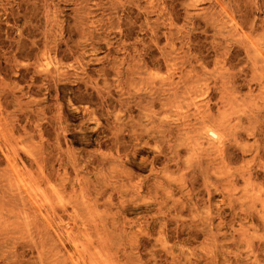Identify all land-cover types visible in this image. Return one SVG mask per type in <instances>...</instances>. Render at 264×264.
<instances>
[{"label":"rangeland","instance_id":"1","mask_svg":"<svg viewBox=\"0 0 264 264\" xmlns=\"http://www.w3.org/2000/svg\"><path fill=\"white\" fill-rule=\"evenodd\" d=\"M0 264H264V0H0Z\"/></svg>","mask_w":264,"mask_h":264},{"label":"bare ground","instance_id":"2","mask_svg":"<svg viewBox=\"0 0 264 264\" xmlns=\"http://www.w3.org/2000/svg\"><path fill=\"white\" fill-rule=\"evenodd\" d=\"M207 132H208V134H211V135H213V136H217L218 135V132H217V129H215V131H213L212 129H207Z\"/></svg>","mask_w":264,"mask_h":264}]
</instances>
